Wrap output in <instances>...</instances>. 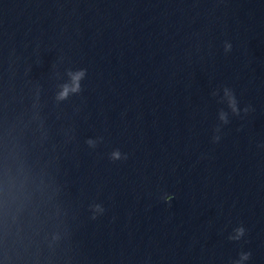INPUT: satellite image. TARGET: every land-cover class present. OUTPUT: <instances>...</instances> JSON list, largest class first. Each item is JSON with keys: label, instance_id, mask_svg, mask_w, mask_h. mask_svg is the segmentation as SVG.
Wrapping results in <instances>:
<instances>
[{"label": "water", "instance_id": "1", "mask_svg": "<svg viewBox=\"0 0 264 264\" xmlns=\"http://www.w3.org/2000/svg\"><path fill=\"white\" fill-rule=\"evenodd\" d=\"M241 252L264 264V0H0V264Z\"/></svg>", "mask_w": 264, "mask_h": 264}, {"label": "clouds", "instance_id": "2", "mask_svg": "<svg viewBox=\"0 0 264 264\" xmlns=\"http://www.w3.org/2000/svg\"><path fill=\"white\" fill-rule=\"evenodd\" d=\"M228 48H230V45L228 46ZM85 75H86L85 69H81L76 72H69L71 83L62 85V91L58 94L57 99L64 100L67 99L70 93H79L81 91L80 81L85 77ZM231 106L233 107V111H236L234 98L231 101ZM221 119L225 123H227L226 117L223 113L221 114ZM219 139H220L219 136L214 137V141H218ZM88 143L89 145H92L94 142L89 140ZM120 158H121V153L119 152V150H116L112 153V159L117 160ZM124 158L125 159L127 158L126 155ZM235 231H236V236L229 237V239L239 240L245 233V229L243 227L237 228ZM250 255H251L250 253L241 252L239 255V260L234 261L233 264H242L243 261H246L250 258Z\"/></svg>", "mask_w": 264, "mask_h": 264}]
</instances>
